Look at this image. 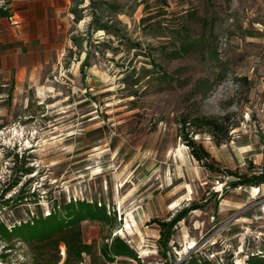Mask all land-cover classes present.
<instances>
[{
    "label": "rangeland",
    "instance_id": "obj_1",
    "mask_svg": "<svg viewBox=\"0 0 264 264\" xmlns=\"http://www.w3.org/2000/svg\"><path fill=\"white\" fill-rule=\"evenodd\" d=\"M164 1L119 16L140 50L98 32L82 72L89 45L71 39L87 37L89 17L74 23L69 0H0L12 15L0 18V191L25 163L32 172L5 197L23 184L37 194L1 218L11 226L54 202L97 201L119 223L82 221L86 241L117 235L139 256L126 263L165 264L150 221L191 206L170 242L172 264L190 251L247 264L264 253V184L231 188L225 172L264 167V0ZM146 4L151 29L140 22ZM186 33L196 46L171 58ZM150 59L174 80L158 81ZM196 117L218 127L181 126ZM186 138L219 171L198 161ZM14 154L25 162L13 164ZM15 246L8 263L32 264L31 248Z\"/></svg>",
    "mask_w": 264,
    "mask_h": 264
},
{
    "label": "trees",
    "instance_id": "obj_2",
    "mask_svg": "<svg viewBox=\"0 0 264 264\" xmlns=\"http://www.w3.org/2000/svg\"><path fill=\"white\" fill-rule=\"evenodd\" d=\"M69 1L72 3L70 14L73 16L74 23L83 21L85 17L90 18L87 23V37H72L71 39L76 46H80L84 40L89 45V49L85 51V57L81 63L82 72L89 65L92 53L91 41L93 36L98 32L114 38L120 45L126 43L130 50L141 49V43L129 37L126 26L119 20V16L127 14L128 9L136 10L143 4V0ZM157 1L161 2L162 5H166L164 0ZM143 10L148 15L140 20L141 24L144 25L145 29L154 28L157 23H151L150 21L156 16L149 13V6L147 4ZM11 16L9 9L0 5V18H10ZM179 37L181 45L172 51L171 58L181 57L196 46L195 41L191 40L189 34H180ZM150 64L153 65V72L158 73V81L169 83L174 80L154 59H150ZM135 82H138V79ZM197 121H205V123L214 128L218 127L216 122L206 117H196L195 120H184L181 126H186L188 122V125L195 124ZM186 141L192 148V154L198 161L202 162L210 171H219L213 164L208 162L211 156L205 148L198 146V149H196L195 142L192 139L186 138ZM24 158L25 156L20 155L19 157L18 154H14L13 164L25 162ZM247 168L251 169L252 172H249L247 169L243 171L228 170L225 172L227 176L234 177L230 180L229 187L235 188L242 185L258 186L264 184V167L254 170L256 167L249 164ZM31 172L32 167L25 166V163H23L11 182L0 191V242L2 243L0 264H10L7 260V250L14 249L17 242H22L31 248L32 264H59L61 261L62 264H82L84 262L88 264H104L106 262H115L117 257L139 260L137 252L120 236L108 234L99 242L97 240L89 242L84 239L81 223L86 219L98 221L109 228H113L119 223L117 222L115 210L109 212L105 204L98 203L97 201L69 199L60 203L54 202L48 214L44 215L42 212H38L30 220H22L19 223L8 226L1 218V215L7 209L37 196L35 192L30 191L27 185L23 184L18 188L17 192L5 197L8 191L19 184L21 175ZM194 208L189 206L173 214L168 219L153 218L150 221V223H157L159 226V237L157 239L158 253L165 260V264L174 263L171 260L170 242L175 233L177 223L184 219L188 212ZM61 245L65 247L64 254L60 252ZM122 261L126 263L127 259ZM246 263L264 264V253H252L248 255ZM177 264L215 263L199 252L190 251Z\"/></svg>",
    "mask_w": 264,
    "mask_h": 264
},
{
    "label": "crops",
    "instance_id": "obj_3",
    "mask_svg": "<svg viewBox=\"0 0 264 264\" xmlns=\"http://www.w3.org/2000/svg\"><path fill=\"white\" fill-rule=\"evenodd\" d=\"M116 259H121L120 261L127 259V260H134V259H130V258H124V257H117ZM106 263H112L115 264V262H106ZM82 264H86V263H82ZM88 264V263H87ZM124 264H129V263H124Z\"/></svg>",
    "mask_w": 264,
    "mask_h": 264
},
{
    "label": "built area",
    "instance_id": "obj_4",
    "mask_svg": "<svg viewBox=\"0 0 264 264\" xmlns=\"http://www.w3.org/2000/svg\"><path fill=\"white\" fill-rule=\"evenodd\" d=\"M62 254H64V252H61Z\"/></svg>",
    "mask_w": 264,
    "mask_h": 264
}]
</instances>
